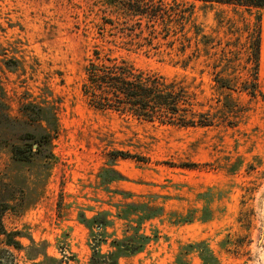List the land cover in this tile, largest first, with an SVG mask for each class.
Returning <instances> with one entry per match:
<instances>
[{
  "label": "rangeland",
  "instance_id": "1",
  "mask_svg": "<svg viewBox=\"0 0 264 264\" xmlns=\"http://www.w3.org/2000/svg\"><path fill=\"white\" fill-rule=\"evenodd\" d=\"M117 15L110 0H0V101L14 121L0 125L5 230L49 243L51 256L74 254L90 264L83 218L104 214L100 221L112 226L103 252L133 233L123 219L153 235L142 253L119 264H264V14L258 23L255 12L197 3L193 22L205 47L189 31L183 50L161 41L148 56L114 43L123 28ZM258 25L255 80L248 43ZM108 51L183 82L212 125L179 128L92 108L85 67ZM33 106L47 111L51 160L28 152L29 160L16 161L12 145L25 151L42 133ZM202 242V251L190 247ZM9 250L17 264H33Z\"/></svg>",
  "mask_w": 264,
  "mask_h": 264
},
{
  "label": "trees",
  "instance_id": "2",
  "mask_svg": "<svg viewBox=\"0 0 264 264\" xmlns=\"http://www.w3.org/2000/svg\"><path fill=\"white\" fill-rule=\"evenodd\" d=\"M110 3L116 10L118 19L121 20L119 25L123 27L119 29L117 35H114V43L131 55L142 52L148 56L152 50L160 49L161 41L179 44L180 49L183 50L186 43L191 44L187 34L189 31L192 32L197 43L205 47L206 37L202 35V29L193 22L197 3L227 6L248 13L255 12L258 14V23L264 14V0H110ZM248 48L254 79L257 80L261 48L259 25L250 35ZM111 52H96L95 59L89 60L85 67L86 82L83 85V92L92 108L101 112L127 114L142 121L159 122L179 128H206L212 125L210 114L197 110L201 105L196 94L183 82L170 80L154 70L140 68L134 61L124 57L114 58ZM223 60L228 62L229 59L226 57ZM216 82L222 88L227 87L226 82L220 77H216ZM4 106L0 101V125L4 122L14 123L13 119L4 113ZM28 110L34 113L36 118L34 122L38 124V129L42 133L37 137L33 136L35 142L29 144L25 151L16 144L12 145L13 159L26 161L29 160V155L37 154L51 160L53 136L42 126L47 111L40 106H33ZM31 113L26 112L28 116ZM35 145H37L36 149ZM117 154L118 157L127 156L124 153ZM115 175L116 180H124L121 174L115 172ZM0 182H3L2 178ZM7 203L9 204L3 191H0L1 213H4L2 210H9ZM103 215L91 220L83 218L85 226L90 231L89 247L92 252L90 264H119L121 259L142 253L153 241V235L141 233V229L131 226L129 218L123 219L128 224L127 232L133 231V233H126L121 240L116 238L111 240L110 250L103 252V246L108 244L106 231L112 226V222L107 217L105 221H100ZM142 217L138 215L142 222L151 220L150 217ZM0 227V236L5 238L2 243L5 248L0 249V264H17L15 256L9 249L24 253L25 260L33 264H80L74 254L66 255L67 253L60 252L61 258L49 255L50 245L47 242L37 243L21 231L7 232L2 219H0ZM22 240H27L29 245L25 246ZM190 247L202 251L201 248H206V244L202 242ZM206 252L211 251L207 249Z\"/></svg>",
  "mask_w": 264,
  "mask_h": 264
}]
</instances>
